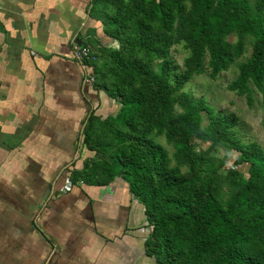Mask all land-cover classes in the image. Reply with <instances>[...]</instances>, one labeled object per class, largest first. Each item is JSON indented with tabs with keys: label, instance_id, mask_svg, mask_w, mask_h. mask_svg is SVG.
<instances>
[{
	"label": "trees",
	"instance_id": "obj_1",
	"mask_svg": "<svg viewBox=\"0 0 264 264\" xmlns=\"http://www.w3.org/2000/svg\"><path fill=\"white\" fill-rule=\"evenodd\" d=\"M186 1H92L93 7L95 4L104 9L96 34L100 41L108 36L122 49L128 47L130 54L144 51L147 56L162 59V63L160 73L153 75L148 70L132 68L133 61L125 62L119 51L110 52L100 45L97 60L91 62L93 84L103 87L116 100L118 120L131 134L127 137L114 132L113 143H101L94 128L111 130L115 115L103 122L90 115L82 143L89 152L106 157L100 156L94 162V155L86 156L83 169L70 172L69 177L72 183L84 177L105 184L122 176L130 196L143 206L152 226L144 240V250L152 264H264V151L255 142L245 144L229 136L222 143L216 136L215 143L238 151L240 161L249 164L244 181L234 170L227 175L218 173V167L204 152L195 153L189 145L192 137L204 135L203 112L211 115L213 109L203 98L192 99L187 92H179L173 98L183 82L201 69L206 49L211 77L228 66L233 54L226 37L236 33L239 48L240 41L248 36L254 44L250 58L240 65L238 77L228 88L244 94L251 104V83L261 94L264 113V0H190L189 8ZM172 31L190 53L174 84L167 58ZM108 53L123 66L122 83L129 84L134 76L144 72L145 81L153 86L151 93L127 94L113 83L108 88L98 62L100 56L107 57ZM97 74L103 79L96 80ZM176 99L180 106L177 114L173 113ZM139 118L142 123L137 121ZM209 127L215 128L214 121ZM152 131L164 134L169 141L176 139L174 159L187 167L186 173L169 167L165 148L149 137ZM222 183L229 187V193L218 202L216 194Z\"/></svg>",
	"mask_w": 264,
	"mask_h": 264
},
{
	"label": "crops",
	"instance_id": "obj_2",
	"mask_svg": "<svg viewBox=\"0 0 264 264\" xmlns=\"http://www.w3.org/2000/svg\"><path fill=\"white\" fill-rule=\"evenodd\" d=\"M92 1L0 0V264L153 262L122 176L69 177L93 156L82 143L89 116L103 122L118 105L73 58L76 39L112 41L97 38L104 9Z\"/></svg>",
	"mask_w": 264,
	"mask_h": 264
},
{
	"label": "rangeland",
	"instance_id": "obj_3",
	"mask_svg": "<svg viewBox=\"0 0 264 264\" xmlns=\"http://www.w3.org/2000/svg\"><path fill=\"white\" fill-rule=\"evenodd\" d=\"M185 3L187 8L192 5L190 0H187ZM127 24H129V21H127ZM172 33L173 40L167 50V58L171 61V73H173V75L170 77V80L172 81L171 83L174 84L173 81H175L177 77L179 79L180 73L184 71V62L190 53L189 49L183 45V41L175 38V32L172 31ZM226 40L229 42L230 51L233 54L232 61L228 66L222 69L215 77H211L210 56L208 49H206L201 69L193 72L190 77L183 82L182 88L173 94V98H176L179 92H187L192 99L196 100L198 98H203L206 103L211 106L213 114L209 115L203 112L202 126H204L203 128L205 129L204 135L192 137L189 140V145L195 153L204 152L207 158L218 167V173L227 175L230 170H234L240 173L241 180L244 181L249 174V164L240 161L238 151L230 148L227 149L221 143H215L214 138L216 136L220 137L223 143L229 136H234L245 144L255 142L264 151V113L262 97L251 83L250 87L252 89L253 98L251 104L247 103L244 94H238L235 90H230L228 88L230 83L238 77L240 65L250 58L254 39L249 36L245 37L240 41V48L237 46L239 38L236 33L228 34ZM85 43L90 46H95L96 44V42L89 40L85 41ZM99 47L101 48L100 45H98V48ZM236 47L239 48V51ZM104 49H108L110 52L119 51L125 62L133 61L132 68H142L143 71L148 70L153 75H158L160 73L162 59L157 58L155 55L147 56L144 51L138 52L137 55L130 54L129 48L125 47L122 49L116 40H112ZM98 62L101 65L99 68L104 69L103 75L106 78L108 88H111L113 84H117L120 87V91L127 94H131L135 91L136 94L146 93L149 95L151 93L153 86H149L145 81L144 72L134 76L129 84H124L121 82L123 66L118 63V60L113 58L111 53H108L107 57L103 55L100 56ZM102 79L100 75L97 76V80ZM103 86L105 87V85ZM118 110L119 104L117 105L116 114ZM179 112L180 106L176 99L173 103V113L177 114ZM116 114L112 120L113 126L109 128L111 130L106 128L104 130L103 127L101 130L99 126L94 128L96 139L101 143H105L106 141L112 142L114 132H121L127 137L131 134V131L119 122ZM213 118H215V120H212ZM142 120V118H139L137 121L142 123ZM212 121H214L215 125L213 130L209 127ZM207 126L209 127L208 129L205 128ZM103 131L105 132L103 133ZM149 137L165 148L169 167H178L180 173H186L187 167L178 164L174 159L176 139L169 141L164 134L157 135L155 131H152ZM93 155L94 162L99 161L100 156L106 157V155H95V153H93ZM228 188L226 184L222 183L220 185L219 191L216 194V200L218 202L227 198L229 193ZM143 215V221L140 224L141 228H139V232L144 233L147 238L150 232L146 231L143 223H148V220L144 213Z\"/></svg>",
	"mask_w": 264,
	"mask_h": 264
},
{
	"label": "built area",
	"instance_id": "obj_4",
	"mask_svg": "<svg viewBox=\"0 0 264 264\" xmlns=\"http://www.w3.org/2000/svg\"><path fill=\"white\" fill-rule=\"evenodd\" d=\"M72 53H73V58L80 63L84 71L83 81L87 84L93 83L94 81L93 74L90 71V68L92 67L91 62L97 60L100 54L99 50L97 48L90 46L89 44L82 43L81 45H78L73 41ZM69 184L70 182L63 187L62 191H66ZM144 228H146L147 232H150L152 226L149 223L145 222Z\"/></svg>",
	"mask_w": 264,
	"mask_h": 264
},
{
	"label": "water",
	"instance_id": "obj_5",
	"mask_svg": "<svg viewBox=\"0 0 264 264\" xmlns=\"http://www.w3.org/2000/svg\"><path fill=\"white\" fill-rule=\"evenodd\" d=\"M74 42L77 43L78 45H81V44H82L81 40H78V39L74 40ZM115 102H116V100H115ZM78 183H79V182H78ZM49 189H50V185L47 186V189H46V191H45V197L48 195V193H49ZM39 235H40L43 239H46V237H45L41 232H39ZM47 242H48V241H47Z\"/></svg>",
	"mask_w": 264,
	"mask_h": 264
}]
</instances>
